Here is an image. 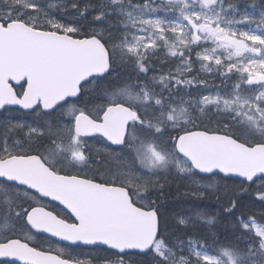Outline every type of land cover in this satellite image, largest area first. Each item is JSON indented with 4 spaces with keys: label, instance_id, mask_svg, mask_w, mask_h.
<instances>
[{
    "label": "snow or ice",
    "instance_id": "6c2138e0",
    "mask_svg": "<svg viewBox=\"0 0 264 264\" xmlns=\"http://www.w3.org/2000/svg\"><path fill=\"white\" fill-rule=\"evenodd\" d=\"M0 264H264V0H0Z\"/></svg>",
    "mask_w": 264,
    "mask_h": 264
},
{
    "label": "trees",
    "instance_id": "16d2710c",
    "mask_svg": "<svg viewBox=\"0 0 264 264\" xmlns=\"http://www.w3.org/2000/svg\"><path fill=\"white\" fill-rule=\"evenodd\" d=\"M179 194L180 192H177V190L173 187V190L170 196L168 197V200H171L172 203L171 204L169 203L168 205L171 207V209L175 211H187L190 205L192 204V202L190 201V199H188L187 202L180 201L178 198ZM183 205H185L184 208H183ZM207 210L208 211L210 210V206ZM217 211H220L218 206L216 208V211L212 213H216ZM228 228H229V225H228L227 219L222 217L220 220V224H219L220 233L223 234L226 230H228Z\"/></svg>",
    "mask_w": 264,
    "mask_h": 264
},
{
    "label": "rangeland",
    "instance_id": "374dc122",
    "mask_svg": "<svg viewBox=\"0 0 264 264\" xmlns=\"http://www.w3.org/2000/svg\"><path fill=\"white\" fill-rule=\"evenodd\" d=\"M183 191H184L183 188H181V189L179 190L180 194H179L178 198H179V200L182 201V202H187V200H188L189 198L183 196ZM209 205H210V210H209V211H210V212H215V211H216V208H217V205H215V204H213V203H211V202H209ZM184 207H185V205H183V208H184Z\"/></svg>",
    "mask_w": 264,
    "mask_h": 264
},
{
    "label": "flooded vegetation",
    "instance_id": "af4514ba",
    "mask_svg": "<svg viewBox=\"0 0 264 264\" xmlns=\"http://www.w3.org/2000/svg\"><path fill=\"white\" fill-rule=\"evenodd\" d=\"M168 202H170V203H171L172 201L170 200V201H168Z\"/></svg>",
    "mask_w": 264,
    "mask_h": 264
}]
</instances>
